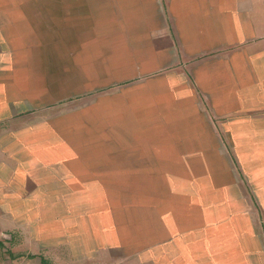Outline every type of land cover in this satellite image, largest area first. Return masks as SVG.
Here are the masks:
<instances>
[{
  "label": "crops",
  "instance_id": "1",
  "mask_svg": "<svg viewBox=\"0 0 264 264\" xmlns=\"http://www.w3.org/2000/svg\"><path fill=\"white\" fill-rule=\"evenodd\" d=\"M0 264H264V0H0Z\"/></svg>",
  "mask_w": 264,
  "mask_h": 264
}]
</instances>
